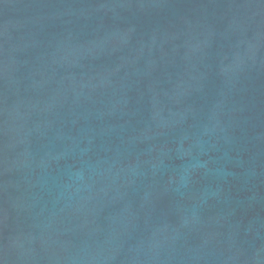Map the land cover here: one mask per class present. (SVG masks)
<instances>
[{"label":"water","instance_id":"water-1","mask_svg":"<svg viewBox=\"0 0 264 264\" xmlns=\"http://www.w3.org/2000/svg\"><path fill=\"white\" fill-rule=\"evenodd\" d=\"M0 264H264V0H0Z\"/></svg>","mask_w":264,"mask_h":264}]
</instances>
